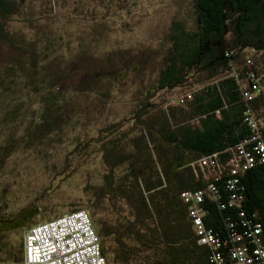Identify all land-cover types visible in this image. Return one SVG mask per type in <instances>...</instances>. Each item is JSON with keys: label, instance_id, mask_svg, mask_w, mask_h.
I'll return each instance as SVG.
<instances>
[{"label": "trees", "instance_id": "1", "mask_svg": "<svg viewBox=\"0 0 264 264\" xmlns=\"http://www.w3.org/2000/svg\"><path fill=\"white\" fill-rule=\"evenodd\" d=\"M26 1L0 0V172L16 149H32L68 128L87 112L91 96L108 99L103 82L126 77L111 72L109 58L100 70L86 64L72 69L73 74L47 62V54L8 29ZM193 2L195 29L172 24L156 89L138 103L133 126L124 131L122 122L110 124L96 139L106 174L86 209L105 264H217L213 249L202 245L194 231L188 217L191 204L182 199L183 192L204 194L203 222L219 240L226 261L233 247L255 246L248 235L257 226L264 247V163L253 152L256 133L264 138V0ZM191 77L201 84L189 98L167 106L152 102L156 92L183 87ZM243 82L259 88L250 90L248 99ZM28 88L31 101L20 95ZM72 93L85 96L87 105L77 103ZM250 116L258 131L250 126ZM15 125L22 126L17 136ZM242 144L256 164L236 175L238 183L230 190L233 154ZM87 146L79 143L71 154ZM206 158L215 165L200 167ZM209 185L216 191L210 192ZM5 195L0 188V254H6L0 263H21L23 244L15 249L9 236L33 228L40 209L32 204L11 212ZM117 200L127 203L131 221L97 217L106 203L118 212ZM236 236L243 237L241 242L234 241Z\"/></svg>", "mask_w": 264, "mask_h": 264}, {"label": "rangeland", "instance_id": "2", "mask_svg": "<svg viewBox=\"0 0 264 264\" xmlns=\"http://www.w3.org/2000/svg\"><path fill=\"white\" fill-rule=\"evenodd\" d=\"M174 22L182 23L187 30L195 29L193 0H27L11 17L8 29L17 38L34 43L48 55L47 62L52 61L61 71L73 74L72 69L88 64L100 70L103 60L109 58L111 72L126 77L119 82H103L109 88V98L101 101L91 96L87 112L77 116L53 140L36 143L27 151L16 149L6 160L0 172V188L6 192L9 211L36 204L40 214L33 226L77 207L89 214L86 206L106 174L96 139L110 124L122 122L124 131L133 126L131 118L138 103L147 92L156 89ZM255 58L261 60L260 55ZM78 73L82 75L84 71ZM200 84L191 77L183 87L156 92L152 102L164 106L179 102L185 96L189 98V92ZM27 91L20 95L31 101V89ZM72 96L77 103L87 105L85 96ZM21 122L24 123L16 121ZM260 122L264 126V117ZM0 123L3 124L1 116ZM21 129L22 126L15 125V136ZM2 137L0 133V145ZM79 143H87V149L71 154ZM67 163L70 166L65 169ZM116 204L118 212L106 203L107 208L97 217L131 221L127 203L117 200ZM24 234L9 236L15 249L23 244ZM4 258L6 254L1 253L0 259Z\"/></svg>", "mask_w": 264, "mask_h": 264}, {"label": "built area", "instance_id": "3", "mask_svg": "<svg viewBox=\"0 0 264 264\" xmlns=\"http://www.w3.org/2000/svg\"><path fill=\"white\" fill-rule=\"evenodd\" d=\"M250 65V61L247 62ZM243 95L248 99L251 92H257L258 86L243 82ZM250 126L258 131L256 121L252 116L248 119ZM253 152L258 160L264 163V138L256 133L253 138ZM245 144V143H244ZM244 144L234 151L231 163L232 180L228 188L234 189L238 183L236 175L254 167L256 157L244 148ZM200 167L214 166L210 158L199 162ZM208 190L215 192L214 185H209ZM204 194L199 192H183L182 199L191 204L188 217L193 224L194 231L202 245L213 249V259L217 264H264V247L260 245L257 236L260 228L257 226L254 233L248 235L255 244L251 249L247 246H235L229 252V261L220 253V243L211 230H207L203 218L204 212L200 208ZM243 237L236 236L234 241L241 242ZM9 264V263H0ZM24 264H105L101 255L100 240L94 231L89 214L77 211L65 214L54 220L44 222L31 228L24 236Z\"/></svg>", "mask_w": 264, "mask_h": 264}, {"label": "crops", "instance_id": "4", "mask_svg": "<svg viewBox=\"0 0 264 264\" xmlns=\"http://www.w3.org/2000/svg\"><path fill=\"white\" fill-rule=\"evenodd\" d=\"M29 231V230H28ZM27 232H25V234H26ZM25 234H24V236H25ZM22 261H21V263H19V262H12V263H9V264H24V239H23V256H22Z\"/></svg>", "mask_w": 264, "mask_h": 264}]
</instances>
